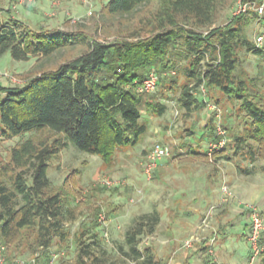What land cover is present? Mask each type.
I'll list each match as a JSON object with an SVG mask.
<instances>
[{"label": "trees", "instance_id": "obj_1", "mask_svg": "<svg viewBox=\"0 0 264 264\" xmlns=\"http://www.w3.org/2000/svg\"><path fill=\"white\" fill-rule=\"evenodd\" d=\"M230 1L108 0L100 11L103 18L146 10L133 29L115 32L122 39L106 43L81 29L33 30L0 6V58L8 53L17 62H37L36 72L23 85L0 86V142L43 131L53 134L12 146L8 160L0 165V243L14 245L31 231L33 244L46 252L49 264L48 250L55 238H66L64 224L71 218L65 196L49 191L50 161L66 146V139L104 163L116 149L139 143L148 129L142 110L149 115L167 111L153 95L145 99L146 94L138 93V85L152 71L160 88L178 91L177 103L186 113L201 110L208 101L236 107L244 121L242 130L225 128L231 154L239 157L217 158L245 162L237 168L247 176L262 161L259 171L264 173V101L256 89L258 79L244 73L241 58L242 53L252 54L264 62V43L257 46L246 30L252 22L264 28V11L262 16L255 11L232 16L214 26ZM254 1L264 5V0ZM108 26L100 29L105 32ZM71 51L75 53L55 68H46L47 60ZM171 72L182 80L161 77ZM201 87L219 97L197 98ZM159 221L157 212L134 219L124 233V257L134 264H160L150 247L139 248L142 237L152 235ZM83 236L72 264H105L104 256L96 254L98 243H85ZM260 245L259 264H264V230Z\"/></svg>", "mask_w": 264, "mask_h": 264}, {"label": "rangeland", "instance_id": "obj_2", "mask_svg": "<svg viewBox=\"0 0 264 264\" xmlns=\"http://www.w3.org/2000/svg\"><path fill=\"white\" fill-rule=\"evenodd\" d=\"M107 1L35 0L31 4H24L21 0H6L0 6L3 12L33 30L44 28L75 32L81 29L106 43L122 39L115 32L123 30L125 33L133 29L137 17L140 18V13L146 10L140 8L131 15L103 18L100 11ZM240 1L231 0L214 26L225 24L233 16ZM255 3L258 4L257 1ZM251 12L253 8H249L245 14ZM103 24H110L105 32L100 29ZM246 30L253 43L259 35L264 34V28L259 22H252ZM73 53L75 52L71 51L52 57L46 61V68H55ZM241 58L244 60V73L258 79L256 89L264 101V62L252 54L242 53ZM36 63L34 58L17 62L6 53L0 58V86L23 85L28 76L36 72ZM161 77L182 80L177 72L163 74ZM178 94V91L162 89L158 85L154 92L146 94L145 99L153 95L167 105V111L162 115H149L142 110V120L147 121L146 134L136 145L116 149L109 163H104L96 155L78 150L66 139V146L50 161L47 174L50 180L49 191L60 192L65 196V208L71 212V218L64 224L66 238H55L48 250L49 264H72L77 253V241L83 233L82 240L85 243H98L95 247L96 254L104 256L105 264H134L120 251L121 248L125 250L124 233L136 217L153 212L158 213L159 224L152 235L142 237L139 248L150 247L160 264H249L250 249L243 235L248 216L237 215L230 219L228 216L233 213L228 210V213L221 216V206H218L221 201L220 189L224 184L229 187L233 196L227 201L234 198L229 182L233 181L234 184L235 181L233 177H229L233 174V168L236 169L235 166L245 167L246 164L236 159L227 163L217 157L228 154L230 157H239L231 154L232 150L228 145L231 138L226 128L234 127L233 130L238 133L242 130L244 121L237 116L236 107H231L225 101L219 105L208 101L213 93L206 88L199 89L196 93L197 98L208 101L206 106L191 113H186L179 107ZM213 95L219 97L218 92ZM46 135L53 136L43 131L2 140L0 165L8 160L12 146L29 137L41 138ZM155 144L168 149L169 156L162 159L156 169L147 175L146 157ZM193 151L195 153H191ZM257 165L256 173L243 175L242 179L247 182L246 185L252 184L253 188L260 190L257 192L255 189L252 201L243 203L256 207L264 216V173L259 171L262 161H258ZM107 181L110 182L109 185H106ZM206 186L212 197L207 196L208 203L193 213V208L198 205H192L190 200L193 196L201 197ZM181 191L186 194L181 196ZM178 196L183 198L181 202L178 201ZM188 204L189 208L192 207L190 210L187 208ZM210 207L215 209L209 229L199 233L200 240L193 242L191 248H185L184 241L195 235L201 222L200 213L205 210L203 216ZM191 212L189 222L193 230L178 239L177 232H174L181 231L182 227L178 222L180 219L185 220L187 217L184 215H190ZM223 219L227 221L223 222L224 230L220 231L221 225L218 223ZM212 232H215L216 241L214 247H211L214 254L210 255L202 247H207L206 241ZM93 235L95 237L91 238ZM4 246V264H46V252L35 247L31 231L23 234L18 243ZM259 263L258 259L256 264Z\"/></svg>", "mask_w": 264, "mask_h": 264}, {"label": "built area", "instance_id": "obj_3", "mask_svg": "<svg viewBox=\"0 0 264 264\" xmlns=\"http://www.w3.org/2000/svg\"><path fill=\"white\" fill-rule=\"evenodd\" d=\"M35 0H21V3L24 4H31ZM249 8H253V11H255L258 16H261L264 11V5H258L255 3V1H243L241 0L235 7L233 11V16H238L240 14L247 13ZM264 43V34L259 35L255 39V44L257 46H262ZM158 83V77L155 72H150L147 77L141 82V84L138 85L137 90L138 93L141 94H149L155 91ZM201 90H204L203 87L200 88ZM169 156L168 149L161 147L158 144L153 145L151 151L148 153L146 157L145 162V172L147 175H150L157 167V164L164 158H167ZM110 182H106V185H109ZM221 193V200L227 201L229 197H232L231 191L229 187H227L225 184L220 189ZM245 210L248 212V230L246 233V241L249 245L250 253L248 257L249 264H256L259 255L262 252V246L260 245V235L262 231L264 230V217L262 212H260L256 207L244 204ZM214 207H210L206 213L202 216L201 222L199 226L197 227V231L195 232V235H192L187 240L184 241L183 246L185 248H191L193 242H197L200 240L199 233H203L206 230L209 229L210 220L214 214ZM210 237L206 241L207 247V253L214 254L212 251V248L214 247V243L216 241V235L215 232H212V235H209ZM212 247V248H211ZM4 250L5 246L0 243V264H4ZM21 264V263H20ZM214 264V263H210Z\"/></svg>", "mask_w": 264, "mask_h": 264}, {"label": "crops", "instance_id": "obj_4", "mask_svg": "<svg viewBox=\"0 0 264 264\" xmlns=\"http://www.w3.org/2000/svg\"><path fill=\"white\" fill-rule=\"evenodd\" d=\"M227 163H230V162H227ZM235 168H236L235 170L233 168V174H231L230 177H229V178L233 177L234 181H235L234 184H232L233 181L231 183L229 182V186L231 187V189H233L234 198L231 199L229 202L221 200L218 203V206H221V212L219 213L221 216H223L225 213H228V210H229V212L233 213L232 215L230 214L231 216H228L230 219H231V217H236L237 215H244V216L247 217V211L244 208V204H246V203H243V202L252 201L253 200L252 196L254 195V191L257 190V192H258L260 190V189L253 188L252 184L246 185L247 182H245L242 179L244 174H242L239 171L237 166H235ZM256 171H258V170H255L251 175L256 173ZM248 176H250V175H248ZM243 184H245V186ZM242 186H244V187H242ZM207 189H208L207 186L205 188H203L201 197L193 196V198H191L190 202L193 203L192 205H194V204L198 205V207L193 208V210H194L193 213L198 212L201 209V207L204 206V204L208 203L209 200H208L207 196L212 197V194L210 195V193H208ZM204 192H205L206 195L203 194ZM185 194H186L185 191H181L180 192L181 196L185 195ZM182 199H183L182 197L178 196V201L181 202ZM189 206H190V204H188V206H187L188 210H190L192 208V207L189 208ZM202 210H203V208H202ZM204 211H202V213ZM186 213H188V211ZM202 213H200L201 217H202ZM191 215H192V212L190 213V215L185 214L184 216L187 217V218L185 220L184 219L183 220H181V219L179 220L178 225L182 227L180 230L183 231V232L176 231V230L174 231V232H177L178 235H176V236H177L178 239H180L181 237L187 235V233L189 234L190 232H192V230H193V228L191 229L192 224L189 222ZM224 221H227V219H225V220L223 219L220 223H218L219 226L221 225L220 228H219L220 231L224 230L223 229V227H224L223 222ZM247 230H248V220H246V222H245V233L243 234L244 238L246 237ZM173 236H174V234H172L171 237H173ZM245 240H246V238H245Z\"/></svg>", "mask_w": 264, "mask_h": 264}]
</instances>
